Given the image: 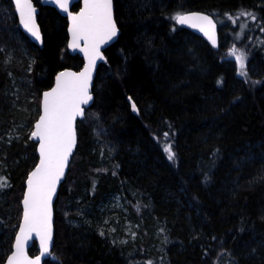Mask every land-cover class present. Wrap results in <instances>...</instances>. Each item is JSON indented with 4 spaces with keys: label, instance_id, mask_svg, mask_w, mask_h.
I'll return each mask as SVG.
<instances>
[{
    "label": "trees",
    "instance_id": "1",
    "mask_svg": "<svg viewBox=\"0 0 264 264\" xmlns=\"http://www.w3.org/2000/svg\"><path fill=\"white\" fill-rule=\"evenodd\" d=\"M113 1L120 35L76 123L44 264H264V0ZM32 2L41 49L0 0V264L38 161L30 134L41 94L58 72L83 66L68 53L66 19ZM187 12L214 18L217 51L175 23ZM114 194L133 239L100 229L99 208Z\"/></svg>",
    "mask_w": 264,
    "mask_h": 264
},
{
    "label": "snow or ice",
    "instance_id": "2",
    "mask_svg": "<svg viewBox=\"0 0 264 264\" xmlns=\"http://www.w3.org/2000/svg\"><path fill=\"white\" fill-rule=\"evenodd\" d=\"M64 11L68 10L69 0H55ZM21 16V22L33 37L40 39V33L34 21V9L30 0H15ZM85 8L73 20V41L70 46L75 47L76 42L83 39L85 48L95 55L99 54V45L112 39L117 34L115 23L112 19V0H84ZM71 16V14H70ZM177 23H185L189 17L177 15L173 17ZM199 19L208 21L206 16ZM211 24V21H208ZM203 30V29H202ZM87 54V52H86ZM238 64L243 68L242 57L236 56ZM95 63L94 56L90 58V64ZM245 74V73H242ZM75 77L71 80H62V77ZM90 70L79 75L61 73L57 77V87L44 94L43 115L36 124V131L32 137L40 140V163L37 165L28 179V190L25 193L24 224L21 225V234L41 231L42 247L48 251V242L51 240V198L55 191L56 182L63 174L68 156L75 144L73 120L80 114V105L86 104L91 99L88 95V80ZM135 108V106H133ZM167 136V133L165 134ZM169 160L174 159L175 153L171 146H167ZM2 179V178H0ZM2 186V185H0ZM21 235L17 236V251L9 258V264H35L28 261L21 251ZM39 260V257L37 258Z\"/></svg>",
    "mask_w": 264,
    "mask_h": 264
},
{
    "label": "water",
    "instance_id": "3",
    "mask_svg": "<svg viewBox=\"0 0 264 264\" xmlns=\"http://www.w3.org/2000/svg\"><path fill=\"white\" fill-rule=\"evenodd\" d=\"M13 7H14V13L15 16L17 18V22H18V27L19 30L25 34L28 39L30 40L31 43H33L35 46H37L38 48H42V33H41V29L39 27V24L37 22V15L39 13L38 8H36L32 2V0H30L32 8L34 9V21H35V25L39 30L40 33V39L37 40L35 37H33L31 35V33L25 29V27L23 26L22 22H21V16L20 13L17 9V5L15 3V0H11ZM80 3V8L78 11L73 12L72 11V7L74 4ZM40 4L44 7H50L54 10H56L60 16H62L63 18L66 19L67 22V36H68V41H67V50L68 53L70 55H78L82 60H83V66L79 71H74L71 69H64L60 72H58L54 78V82L53 85L48 89L45 90L44 92H42L41 94V101H40V114L37 118V120L33 123V128L31 131L32 132L36 131V124L40 119V116L43 115V102H44V94L51 92L52 89L57 87V77L60 76L61 73H72V74H76L79 75L82 72H85L86 69L90 70V79L88 80V95L91 97V99L88 101V103L86 104H81L80 105V114L77 115L74 120H73V130L75 133V144L73 145L72 151L68 156V160L66 162V165L64 167V171L62 176L60 177V179L56 182V186H55V191L52 193V198H51V203H50V207H51V218H50V228H51V240L48 242V251L45 252L43 247H42V241H41V237L44 235V233L41 231L40 233H37L36 231H31L28 232L27 230L25 231L24 234H21V225L24 224V204H23V200H24V196L25 193L28 190V179L30 174L35 171L37 165L40 163V140L39 137H32V135L30 134V140L33 141L36 144V154H37V164L36 166L30 171V173L28 174L26 180H25V189H24V194H23V198L21 200V218H20V222H19V226L16 232V235L14 237V241H13V247H12V252L9 254V256L7 257V259L5 260L4 264H9V258L13 255L14 252L17 251L16 248V244H17V236L21 235V251L24 257L27 258L28 261H35V264H44V261L46 258H48L51 254V250L53 248L54 245V233H55V229H54V204L56 202L57 196H58V191L60 186L62 185V183L65 180V177L68 173V169H69V164L70 161L72 159V156L75 152L76 146H77V132H76V123L79 120H83L85 117V112L86 110H88L92 104H93V94H92V88L94 85V80L96 77V73L98 70L99 65L103 62L104 60V51L109 48L110 46H112L117 40L118 37L120 35V30L117 26L116 20H115V14H114V1L112 0V19L113 22L115 23L116 26V30H117V34L112 37V39L110 40H106L104 43H101L99 45V54L95 55L94 53L91 52L90 48L86 49L85 48V42L83 39H80L76 42V46L72 47L70 46L72 44L73 41V33L70 29L73 28V20L71 17L73 16H78L81 11L85 8V3L84 0H69L68 2V10L64 11L61 7H59V5L55 2V0H40ZM71 14V16H70ZM182 16L185 17H189V19L181 24V23H177V21L175 20V23L181 27L184 28L186 30H189L190 32L196 34L197 36L201 37L202 39H204L214 50H218L219 49V30H218V24L216 23V21L214 20V18L212 16H210L209 14L206 13H202V12H187L182 14ZM206 16L208 18V21H211V24L208 23V21H204L199 19V17H204ZM203 29V30H202ZM87 52V54H86ZM95 58V63L94 64H90V58L93 57ZM75 77H70V76H66V77H62V80H71L74 79ZM36 243L37 249H38V254L35 256H30L29 255V250L32 248V246ZM39 257V260H37V258Z\"/></svg>",
    "mask_w": 264,
    "mask_h": 264
},
{
    "label": "rangeland",
    "instance_id": "4",
    "mask_svg": "<svg viewBox=\"0 0 264 264\" xmlns=\"http://www.w3.org/2000/svg\"><path fill=\"white\" fill-rule=\"evenodd\" d=\"M15 90L22 92L18 86L15 87ZM30 101L31 98H28L25 102L26 107H29ZM132 109L134 112L137 111L136 107L134 108L132 106ZM127 211L128 209H126L124 202L121 201V197L118 194L111 195L110 198L103 203V206L99 208V212L102 214L100 229L115 235L114 238L118 240L133 239L137 229L134 228L131 219L128 217Z\"/></svg>",
    "mask_w": 264,
    "mask_h": 264
}]
</instances>
